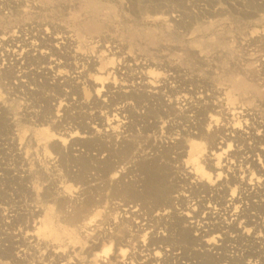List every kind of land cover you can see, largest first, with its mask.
<instances>
[{"label": "bare ground", "instance_id": "6f19581e", "mask_svg": "<svg viewBox=\"0 0 264 264\" xmlns=\"http://www.w3.org/2000/svg\"><path fill=\"white\" fill-rule=\"evenodd\" d=\"M11 2L0 0V6L23 11ZM32 24L0 32V71L15 76L20 88L35 85L30 76L42 77V87L55 91L51 99L62 101L64 110L92 107L88 119L98 123L89 127L102 150L107 149L100 162L102 178L92 179L94 185L104 197L106 189L117 188L134 200L113 199L89 215L84 196V211L69 216L72 230L83 234L82 253L67 239L71 245L66 252L48 250L37 263L51 256L53 264H264V120L253 113L216 109L212 99L218 88L210 85L211 93L198 94L195 79L182 76L169 60H142L106 40L97 56L83 57L69 30ZM101 55L105 64L98 60ZM164 62L169 74L155 70ZM237 114H243V121ZM44 124L45 133L52 125L59 127L55 120ZM88 124H82L86 130ZM62 135L67 137L52 139L53 148L64 146L76 132ZM122 148V157L110 162ZM158 150L173 156L176 173L161 175ZM144 160L148 164L141 166ZM122 162L130 163L127 170L120 167ZM128 176L132 178L126 180ZM34 223L32 231L12 237L47 247L37 236L47 228L46 219L41 216Z\"/></svg>", "mask_w": 264, "mask_h": 264}, {"label": "rangeland", "instance_id": "374dc122", "mask_svg": "<svg viewBox=\"0 0 264 264\" xmlns=\"http://www.w3.org/2000/svg\"><path fill=\"white\" fill-rule=\"evenodd\" d=\"M20 1L10 0V6L16 2L14 4L23 10L20 13L0 6V32H12L18 26L28 27L31 22L32 25L48 24L69 30L83 57L97 56L100 47L107 44L106 40L142 60L160 64L166 59L170 65L179 67L182 76L195 79L198 94L207 96L211 93L210 85L218 88L217 98L212 99L216 109L253 113L257 120H264V0ZM97 38L102 39L101 42H94ZM98 60L106 62L103 55L98 56ZM167 64L164 62V66L155 70L169 74ZM30 79L35 85L31 83L20 88L15 76L9 77L0 71V264H38L41 255L48 250L60 248L66 252L71 245L68 240L81 254L83 234L72 230L69 216L83 210L84 196L89 215L121 197L131 203L134 201L130 193L117 188L115 191L106 189L104 197L94 185L102 178L100 162L107 149L102 150L103 143L90 128L98 123L92 120V125L88 119L92 107L64 110L60 105L62 101L51 99L55 91L42 87L45 83L42 77L30 76ZM83 89L89 93L88 86L84 85ZM80 113L82 116L86 113L84 119ZM242 115H236L239 121H243ZM54 120L59 127L56 130L54 125L52 129L49 127L53 136L41 131V123L45 122V127ZM85 121L89 122L88 130L82 125ZM137 129L139 125L134 131ZM67 131L76 132L75 137L71 141L67 138L64 146L53 148L52 139L67 137L62 135ZM17 137L22 145L30 143L26 156L22 151L24 146L17 151ZM131 140L137 144L135 138ZM154 140L159 137L154 136ZM36 143L44 152L45 165L41 169L31 167L27 163L30 160L24 161V158L31 159L29 153L36 148ZM104 144L109 145L106 141ZM118 150L110 162L118 160L125 152L123 148ZM60 152L62 159L56 156ZM161 152L158 150L155 158L159 170L166 172L161 171V175L176 173L173 156ZM77 154L79 156H75ZM55 163L56 169L51 165ZM139 164L147 165L148 161ZM129 165L122 162L120 167L127 170ZM21 167L30 168V171ZM128 177L126 180L132 178ZM39 216H44L47 228L37 236L47 247L35 246L28 239L23 243L16 240L19 237H12L14 233L32 231V224ZM41 264H53L51 256Z\"/></svg>", "mask_w": 264, "mask_h": 264}, {"label": "built area", "instance_id": "2783aa9c", "mask_svg": "<svg viewBox=\"0 0 264 264\" xmlns=\"http://www.w3.org/2000/svg\"><path fill=\"white\" fill-rule=\"evenodd\" d=\"M18 139H20V138H18L17 137V140ZM28 144H30L29 142H27L26 144L24 143L23 145L20 143V140H18V148H17V151L18 152H20L21 151V146H24V148L25 149H22V151H24V155L26 156L27 155V153H26V147H27V145ZM38 152H42V153H38ZM44 152H43V149H41L40 147H38V145H37V143H36V148L31 152V153H29V155L31 156V159H27L26 160V158H24V161H28V160H30V161H28L27 163L28 164H30L31 165V167H34V169H36L35 167H38L39 169H41V168H44V165H45V162H44V160H43V158H44ZM52 158V157H51ZM50 161L51 162H53V159H50ZM52 165V167L54 168V169H56V167H57V165H56V163L55 164H51ZM22 166H25V164H24V162L22 163ZM27 166V165H26ZM29 167V166H28ZM49 168V167H48ZM21 169L22 170H26L27 169V171H30V168L28 169V168H25V169H23L22 167H21Z\"/></svg>", "mask_w": 264, "mask_h": 264}]
</instances>
